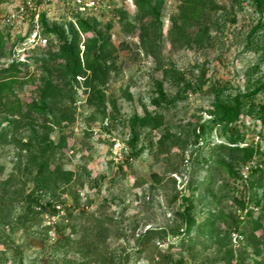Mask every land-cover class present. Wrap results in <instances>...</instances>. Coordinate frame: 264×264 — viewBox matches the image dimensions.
Masks as SVG:
<instances>
[{
  "label": "rangeland",
  "instance_id": "374dc122",
  "mask_svg": "<svg viewBox=\"0 0 264 264\" xmlns=\"http://www.w3.org/2000/svg\"><path fill=\"white\" fill-rule=\"evenodd\" d=\"M95 1L99 8L88 17L95 20L98 31L109 30L113 46L110 80L102 88L108 100L103 113L88 103L91 86L79 77L70 82L67 76L56 82L62 92L49 103L47 119L32 116L15 123L17 118L0 106V133L5 135L0 142V264H173L180 259L185 264H237L241 259L244 264H264L263 255L252 256L238 234L228 241L231 263L206 244L197 246L193 256L178 254V248L168 246L176 242L171 236L157 249L152 246L156 237L147 240L144 251L136 245L147 228L175 224L170 202L186 190L192 174L190 145L181 133L208 118L214 102L210 88L215 85L226 96L264 88V15L256 13L249 1L217 0L226 12L212 14L210 39L200 43L195 31L182 39L173 28L177 0H163L159 29L134 0ZM42 13L50 26L64 30L79 14L74 0H0V33L8 50L0 68L12 62L24 64L20 65L23 85L16 94L25 103L40 101V85L46 71L52 72L59 49L57 37L42 35ZM259 22L261 29L248 41ZM147 27L149 37L142 41L141 30ZM36 30L46 42H32ZM84 40L81 36V52ZM202 70L207 73L204 89H190L184 100L163 110V127L152 130L150 138L143 135L144 149L134 156L127 145L129 123L136 114L156 110V82L163 81L172 98L178 88L170 80L183 76L190 82ZM260 106L264 107V89L247 102L239 126L246 143L264 152ZM168 132L169 139H163ZM213 140L222 139L214 134ZM29 141L35 148L42 141L56 148L50 165L55 177L46 191L37 188L33 177L39 161L52 152L31 156L24 147ZM258 165L264 169V157L245 167L243 179L230 182L231 189L221 197L246 200L247 178ZM223 186L224 181L218 180L211 187L221 191ZM29 194L41 202H54L61 210L54 216H26ZM222 205L236 211L232 199ZM255 213H261L262 220L253 225V232L264 239L263 206ZM236 214L243 220L245 211ZM243 250L248 258L245 253L241 256Z\"/></svg>",
  "mask_w": 264,
  "mask_h": 264
},
{
  "label": "trees",
  "instance_id": "16d2710c",
  "mask_svg": "<svg viewBox=\"0 0 264 264\" xmlns=\"http://www.w3.org/2000/svg\"><path fill=\"white\" fill-rule=\"evenodd\" d=\"M177 1L179 2V13L177 18H172V25L173 28L177 27L178 36L182 39L188 38L190 33L195 31L200 43L210 39L212 14L218 10L226 12V8L220 6L217 0ZM242 1H249L256 13L264 15V0ZM134 2L144 15L154 19L155 28L159 29L162 25L163 0H134ZM177 21H179L178 26ZM39 24L44 37L55 36L59 41V49L52 72L46 71V76L43 77L45 83L42 82L40 85V101L33 100L25 103L18 98L16 89L23 85L20 65L24 64L12 62L0 68V106L4 108L5 112L17 118L15 123L32 116H43L47 119L51 114L49 103L55 100L59 92H62L56 82L67 76L70 82L76 81L79 77L91 86L88 103L103 113L108 100L102 88L109 83L113 68V64L110 62L113 56V46L109 30L98 31L95 20L82 14H78L74 18V23L70 24L67 30L50 26L44 13L39 17ZM214 24L219 25L215 22ZM261 27L262 22H259L252 28L247 36L248 41H252ZM149 33L148 27L142 28V41L149 37ZM81 36L85 37L83 52L80 50ZM7 55L5 36L0 33V60ZM169 82L178 88L172 98L165 91L163 81H157L156 110L145 111L142 116L136 114L130 120V138L127 145L132 149L134 156L139 155L144 149L140 145L143 135L150 138L152 130L163 127L165 116L162 111H169L178 101L184 100L190 89L194 92L203 90L207 83V73L202 70L190 82L186 81L183 76ZM263 89V87H256L245 94L226 96L217 86L213 85L210 88V92L214 94V102L208 118L181 133L190 145L191 162L189 167L192 174L187 182L186 190L177 193L170 202L175 224L171 228H147L138 235L137 247H141L144 251L147 240H153L156 237L152 246L157 249L158 245L165 243L166 239L171 236L176 239V242H169L168 246L170 249L178 248L179 251H176L178 254L188 253L193 256L197 246L206 244L210 248H217V254L222 255L224 261L232 262L234 259L233 250L229 247L228 241L232 236L238 234L243 238L246 246L252 249V256L263 255L264 259V250H262L264 239L256 237L253 232V225L259 224L262 220L261 213L256 216L255 209L260 206H263L264 209V169L258 165L251 170L247 178V186L244 187L243 194L247 196L246 200L221 197L222 193L231 189L230 182L243 179L242 170L245 167L254 163L258 157H264V152H261L260 147L246 143V136L241 132L239 126L240 117L245 112L247 102L251 101ZM260 111L264 113L263 106H260ZM52 122L55 121L52 120ZM12 123L10 121L8 124ZM146 130H149L148 134L144 133ZM214 134L222 140L218 143L215 142ZM163 136V139L168 140L169 132L168 134L164 133ZM4 137L5 135L0 133V142ZM150 143L152 146V139ZM163 143L160 141V144ZM24 147L31 156H44L47 150L52 152L39 161L33 177L37 188L46 191L49 183L55 177L54 172L50 171V165L51 156L54 155L53 151L56 148L52 143L47 144L44 141L36 148L31 141L24 144ZM197 174L203 176L198 177ZM68 175L71 174L66 173L67 177ZM218 180L224 181L221 191L220 189L213 190L211 187L215 186ZM226 199H232L236 211H245L243 220L236 214V211L232 212L222 205V201ZM25 201L26 216L38 217L49 214L54 216L61 210V208H57L60 206L54 202H41L33 194H29ZM19 219L21 220L22 216ZM240 253L241 256L244 255L245 250ZM245 257H247L246 253ZM173 264L185 263L180 259L174 260ZM237 264H244V261L241 259ZM261 264L263 263L261 262Z\"/></svg>",
  "mask_w": 264,
  "mask_h": 264
},
{
  "label": "built area",
  "instance_id": "2783aa9c",
  "mask_svg": "<svg viewBox=\"0 0 264 264\" xmlns=\"http://www.w3.org/2000/svg\"><path fill=\"white\" fill-rule=\"evenodd\" d=\"M74 5L77 9V12L82 15H92L99 8L98 3L95 0H74ZM32 37V42H46V39L41 37L40 32L38 30L34 31ZM57 208L60 209V207Z\"/></svg>",
  "mask_w": 264,
  "mask_h": 264
}]
</instances>
